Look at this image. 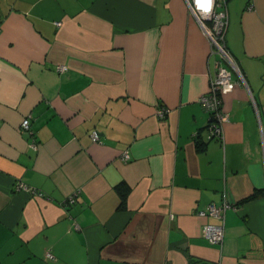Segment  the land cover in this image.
<instances>
[{"label": "crops", "instance_id": "obj_1", "mask_svg": "<svg viewBox=\"0 0 264 264\" xmlns=\"http://www.w3.org/2000/svg\"><path fill=\"white\" fill-rule=\"evenodd\" d=\"M225 3L245 83L223 62L208 139L219 55L184 0H0V264H264V0Z\"/></svg>", "mask_w": 264, "mask_h": 264}, {"label": "built area", "instance_id": "obj_2", "mask_svg": "<svg viewBox=\"0 0 264 264\" xmlns=\"http://www.w3.org/2000/svg\"><path fill=\"white\" fill-rule=\"evenodd\" d=\"M190 13L197 19V21L203 26L207 33L213 50L219 55V59L215 63L216 72L214 77L210 81L208 91L200 96L199 100L205 110L209 113L208 123L205 126L207 138L223 137V123L228 120L227 114H224L220 109L221 95L231 90L233 83L231 79V71L223 65L225 62L229 68L234 70L238 74V82L245 83L244 78L236 66L230 52L226 48L224 38L227 29V10L225 6V0H212L211 5L207 8L202 5L207 4V0H184ZM250 7V5L248 6ZM206 22L208 23L206 25ZM66 69V66H60L59 71ZM168 112L167 108L160 107L156 114L159 118H164ZM29 117H24L20 123V129L26 131L28 134L33 135V130L29 124ZM90 137L92 141H99V133L96 130L91 131ZM33 144V142L31 143ZM123 158H128V154L125 151ZM16 190H25L32 193H36L22 182H17L15 185ZM72 199V198H71ZM229 204L223 203L221 207L214 205H208L206 209L199 210L198 214L204 216L206 214H212L214 216H222V210L227 208ZM201 234L205 236L211 243H222L224 237V225L223 224H204L201 228ZM46 258L51 259L53 256L50 251L46 252Z\"/></svg>", "mask_w": 264, "mask_h": 264}, {"label": "trees", "instance_id": "obj_3", "mask_svg": "<svg viewBox=\"0 0 264 264\" xmlns=\"http://www.w3.org/2000/svg\"><path fill=\"white\" fill-rule=\"evenodd\" d=\"M127 192V188L124 186V185H121L120 187H119V193H120V195H121V197H122V201H121V203H123V199H124V196H125V193ZM248 198H250V196H248L247 198H245V200L246 199H248ZM195 261H193V263H194Z\"/></svg>", "mask_w": 264, "mask_h": 264}, {"label": "snow or ice", "instance_id": "obj_4", "mask_svg": "<svg viewBox=\"0 0 264 264\" xmlns=\"http://www.w3.org/2000/svg\"><path fill=\"white\" fill-rule=\"evenodd\" d=\"M210 3V0H207V4L202 5L203 7L207 8L208 4Z\"/></svg>", "mask_w": 264, "mask_h": 264}, {"label": "clouds", "instance_id": "obj_5", "mask_svg": "<svg viewBox=\"0 0 264 264\" xmlns=\"http://www.w3.org/2000/svg\"><path fill=\"white\" fill-rule=\"evenodd\" d=\"M211 3H212V0H210L209 6L211 5Z\"/></svg>", "mask_w": 264, "mask_h": 264}]
</instances>
